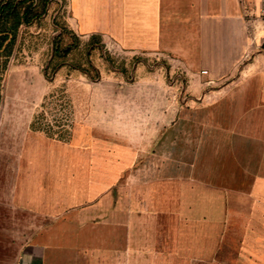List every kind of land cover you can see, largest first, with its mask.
Returning <instances> with one entry per match:
<instances>
[{"label":"crops","instance_id":"0c3cea01","mask_svg":"<svg viewBox=\"0 0 264 264\" xmlns=\"http://www.w3.org/2000/svg\"><path fill=\"white\" fill-rule=\"evenodd\" d=\"M52 3L105 58L135 57L120 78L149 107L81 110L55 137L42 77L0 109L20 117L0 126V264H264V0H52L44 18Z\"/></svg>","mask_w":264,"mask_h":264},{"label":"rangeland","instance_id":"374dc122","mask_svg":"<svg viewBox=\"0 0 264 264\" xmlns=\"http://www.w3.org/2000/svg\"><path fill=\"white\" fill-rule=\"evenodd\" d=\"M58 10L59 7L52 3L51 10L42 24L20 30L7 72L4 74L6 81L4 80L2 87V98L7 95L11 101L7 103L4 99V105H0V109L14 110L17 105H21L17 101L25 97L31 98L38 88H43L42 84H38L41 83L42 77L50 83L47 85L45 83L44 87H49L48 95L52 98H49L43 107L41 103L36 108L40 116L39 125L46 131L50 128L51 132H48L55 137L66 136V132L61 133L63 130L72 133L73 126L78 124L81 110L88 111L90 115L95 109L148 108V100H136L135 93L148 91L147 88L150 87L138 86L136 90L134 86L126 85L120 78L121 72L129 77L135 74L133 72V63L137 61L135 57L111 51L105 58L100 48L93 46L94 43L72 35L68 29L65 30L63 14L53 19L54 13ZM261 44L264 49L263 40ZM154 62L155 60L148 63L152 66ZM159 68H156L158 71H154L141 65L142 73H137V76L169 77V80H172L179 71L172 67H168V70L166 67ZM181 88L178 83L174 88L167 86L165 90L176 95ZM120 92H123V95H119ZM6 120L15 123L20 117L0 116V126L1 124L3 126ZM15 131L14 129L7 131L1 127L0 136L15 137Z\"/></svg>","mask_w":264,"mask_h":264},{"label":"trees","instance_id":"16d2710c","mask_svg":"<svg viewBox=\"0 0 264 264\" xmlns=\"http://www.w3.org/2000/svg\"><path fill=\"white\" fill-rule=\"evenodd\" d=\"M51 1L0 0V96L3 77L20 30L42 24ZM37 127L36 120L33 128L36 130Z\"/></svg>","mask_w":264,"mask_h":264},{"label":"built area","instance_id":"2783aa9c","mask_svg":"<svg viewBox=\"0 0 264 264\" xmlns=\"http://www.w3.org/2000/svg\"><path fill=\"white\" fill-rule=\"evenodd\" d=\"M248 30L254 39L258 38L256 33L264 30V10L261 11L259 15H256L254 18L249 20ZM203 73L205 74L206 72Z\"/></svg>","mask_w":264,"mask_h":264}]
</instances>
